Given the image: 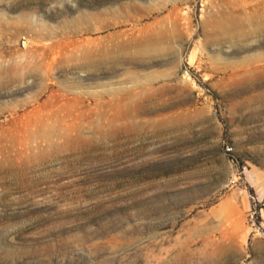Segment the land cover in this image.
Here are the masks:
<instances>
[{"label": "rangeland", "instance_id": "1", "mask_svg": "<svg viewBox=\"0 0 264 264\" xmlns=\"http://www.w3.org/2000/svg\"><path fill=\"white\" fill-rule=\"evenodd\" d=\"M0 264H264V0H0Z\"/></svg>", "mask_w": 264, "mask_h": 264}]
</instances>
